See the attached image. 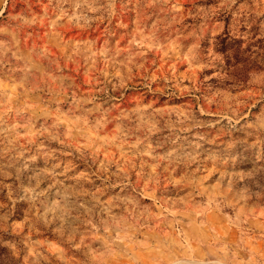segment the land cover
<instances>
[{"label":"rangeland","instance_id":"rangeland-1","mask_svg":"<svg viewBox=\"0 0 264 264\" xmlns=\"http://www.w3.org/2000/svg\"><path fill=\"white\" fill-rule=\"evenodd\" d=\"M0 264H264V0H0Z\"/></svg>","mask_w":264,"mask_h":264}]
</instances>
